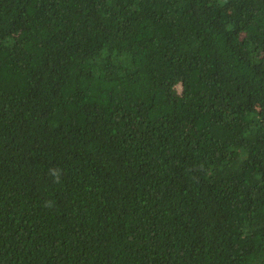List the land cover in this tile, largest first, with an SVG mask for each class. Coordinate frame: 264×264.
<instances>
[{
  "label": "trees",
  "instance_id": "trees-1",
  "mask_svg": "<svg viewBox=\"0 0 264 264\" xmlns=\"http://www.w3.org/2000/svg\"><path fill=\"white\" fill-rule=\"evenodd\" d=\"M0 264H264V0H0Z\"/></svg>",
  "mask_w": 264,
  "mask_h": 264
}]
</instances>
